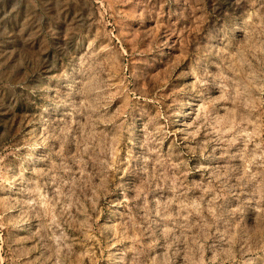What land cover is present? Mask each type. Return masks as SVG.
I'll return each mask as SVG.
<instances>
[{
    "label": "rangeland",
    "instance_id": "1",
    "mask_svg": "<svg viewBox=\"0 0 264 264\" xmlns=\"http://www.w3.org/2000/svg\"><path fill=\"white\" fill-rule=\"evenodd\" d=\"M0 264H264V0H0Z\"/></svg>",
    "mask_w": 264,
    "mask_h": 264
}]
</instances>
